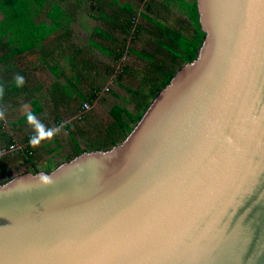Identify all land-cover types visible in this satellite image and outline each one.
Wrapping results in <instances>:
<instances>
[{
	"label": "water",
	"instance_id": "95a60500",
	"mask_svg": "<svg viewBox=\"0 0 264 264\" xmlns=\"http://www.w3.org/2000/svg\"><path fill=\"white\" fill-rule=\"evenodd\" d=\"M195 4V57L120 142L0 182V264H264V0Z\"/></svg>",
	"mask_w": 264,
	"mask_h": 264
},
{
	"label": "rangeland",
	"instance_id": "374dc122",
	"mask_svg": "<svg viewBox=\"0 0 264 264\" xmlns=\"http://www.w3.org/2000/svg\"><path fill=\"white\" fill-rule=\"evenodd\" d=\"M53 1L63 5L72 15L69 38L75 44H70L69 48L78 52L74 56L75 65L62 62L58 64L57 71L41 64L33 68L31 62L34 54L26 52L17 56L15 66L23 71L21 76L24 77V84L21 87L15 85L14 89L7 88L6 94L0 96V110L4 111L3 118H0L3 122L0 128V148L7 144L6 133L19 142H23L24 137L30 133L35 134L34 126L27 120L23 123L19 121L29 112L46 128L59 129L53 137L39 144L55 139L56 142L47 149H56L49 155H74L73 141L78 149L110 148L123 136L120 125L115 121L113 108L118 106L133 116L137 115L140 112L138 105L144 100L150 102V91L161 84L160 72L176 67L171 62V54H178L167 45L174 44L166 31L148 17L169 29L189 33L192 28L188 20V6L193 0ZM121 3L129 4L133 8V14L128 15L126 9L120 8ZM42 18L38 15L35 20L40 22ZM127 19L135 21L128 34L122 30ZM134 26H140L141 31L136 33ZM48 64L53 65V62L49 61ZM5 66L0 65V77L4 76L2 69ZM38 86L41 88L37 89ZM44 87L50 93L57 92L53 95L54 100L61 99L62 96L65 99L64 91L72 94L71 107L68 106L63 111L49 104ZM79 91L84 95L86 92L96 95L94 97L91 94V98L82 99L77 95ZM2 97H5L3 101ZM34 99L43 109L36 111ZM86 101L89 108L85 117L73 121L78 109ZM120 119L122 124L131 123L124 113L120 114ZM68 122V126H65ZM134 124L131 123L133 126ZM24 159L21 152L14 151L8 157L0 158V182L28 171ZM48 164L38 165L31 170L48 169Z\"/></svg>",
	"mask_w": 264,
	"mask_h": 264
},
{
	"label": "trees",
	"instance_id": "16d2710c",
	"mask_svg": "<svg viewBox=\"0 0 264 264\" xmlns=\"http://www.w3.org/2000/svg\"><path fill=\"white\" fill-rule=\"evenodd\" d=\"M62 1V0H61ZM32 3V4H31ZM119 7L122 9H126L128 15L133 14V8L127 3L119 4ZM45 11L44 15L41 13ZM0 65H6L3 67L4 76L0 77V87L4 88V95L6 94L5 89L15 88V82L13 77L17 74L22 75L23 71H20L16 68L15 63L17 61V56L25 54L28 52H33V50L43 44V40L49 37L51 34L55 33L60 26L64 25L68 29V25L71 22V17L64 10V6L53 0H0ZM40 15L43 18H47L50 20L49 24H46L42 21L37 22L35 18ZM130 17V16H129ZM110 19V18H109ZM149 20L154 22L160 29L166 31L171 43L167 44L178 55L171 54V62L176 67L172 68L169 71L162 70L161 74V84L157 86L155 89L150 91V96H154L159 89L164 87L171 79L176 69L180 67L184 62L191 61L197 52V49L202 40L203 32L200 30V26L198 23V13L196 9L195 0L188 6V20L190 22L192 30L190 32L183 33L181 30H173L167 28L162 23L155 21L148 17ZM135 21H131L127 19V23L124 25V33H129L131 30V26L133 27ZM135 32L139 33L141 31L140 26H134ZM65 31V30H64ZM68 31V30H67ZM65 31L64 33H67ZM164 43V42H161ZM160 43V44H161ZM93 44H96L93 42ZM163 48V47H162ZM42 50V48H40ZM166 50V49H165ZM168 52V51H167ZM136 53L140 56L142 54L140 52ZM77 55L78 52H75ZM11 60V64H10ZM13 72L12 74H8V72ZM81 98H85V96H81ZM91 98V96H87V99ZM5 97H2V101ZM149 105V101H143L138 105L140 109L137 115L133 116L126 109L120 107H114L112 112L115 117V121L120 125L121 130L123 131V136L132 129L133 125L122 124L120 119V114L124 113L129 119L131 123H136L138 119L141 117L142 113ZM36 111L41 110L39 106L35 107ZM21 123L26 121V115L19 119ZM3 126V122L0 120V128ZM68 126V125H65ZM7 144L4 147H9L15 142H19L14 140L10 135L6 133ZM33 134H29L27 137H24V141H28ZM123 137V138H124ZM115 144V143H114ZM1 147V148H4ZM37 147V146H36ZM34 146H29L25 150H15L14 152H21L22 157L25 159H31L34 155L35 148ZM0 148V149H1ZM81 150H78L76 154H78ZM9 153L0 156V158L8 157Z\"/></svg>",
	"mask_w": 264,
	"mask_h": 264
},
{
	"label": "crops",
	"instance_id": "0c3cea01",
	"mask_svg": "<svg viewBox=\"0 0 264 264\" xmlns=\"http://www.w3.org/2000/svg\"><path fill=\"white\" fill-rule=\"evenodd\" d=\"M64 10L66 11V13L71 17V13L64 7ZM45 11H43L41 13V15H44ZM42 22L49 24L50 20L47 18H42ZM71 22H72V18H71ZM70 22V23H71ZM70 24L67 26L68 29L66 28V26L62 25L59 27V29H57V31L53 34H51L49 37L45 38L43 40V44L42 46H40V48H42V50L38 47H36L33 52H30V54H34L35 57L32 59L33 62H31L32 67H36L39 64H41L42 66H48L50 68V70L53 71H57V67L58 64L65 62L66 64H68L67 62H69V64L71 65H75L74 59H75V52H73L72 50H70L69 45L70 44H75L70 38H69V33L72 31V29H69ZM67 31V33H64L65 31ZM71 52H73V54H71ZM52 61L53 65H49L48 62ZM10 64H11V60H10ZM12 74V71H11ZM41 86H38L37 89H40ZM46 89V87H44ZM56 87L54 86L53 89H55ZM64 89V87H61ZM91 91V90H90ZM93 91H95V89H93ZM98 92V91H97ZM57 92L53 91V93H50V91H48L47 89L45 90V94H46V100L48 99L49 104L55 105L57 108L62 109L63 111H65L67 109V107H71V103H72V99H71V95L72 94H68L66 91H64L66 98L63 99V96L61 97V99H57L54 100L53 99V95H55ZM94 93V92H93ZM60 94V92H59ZM92 92H86L85 95L83 94L82 91L77 92V95L79 96H91ZM96 93L92 94V96L95 97ZM44 97V96H43ZM78 97V96H77ZM83 99V98H82ZM34 103L37 104V106H39L41 109H43V107L41 105L38 104V101H36V99L33 100ZM55 108V107H52ZM54 109V110H57ZM53 110V109H50ZM128 125H131L128 124ZM122 135H123V131H122ZM124 136H122V138H120V140H117L115 142L118 143L123 139ZM55 139L52 140V142H47L45 144L39 145L35 148L34 151V155L31 159H24L25 161V165L26 167L29 168L28 171H33L31 169H33L34 167H37L38 165H46L48 164V169H43L44 171H48L50 169H52L53 167H55L56 165H58L59 163L66 161L68 159H70L71 157L75 156L78 150H85V149H78L76 142L73 141V146H74V150H75V154L74 155H63L62 157H57L56 155H49L48 153L54 151L56 148L53 147L52 149H47L49 148V146H51L52 144H54ZM114 145V144H113ZM49 151V152H48ZM50 158V159H49ZM55 159V160H53ZM48 160V163H46ZM49 160H52V162H49ZM27 168V169H28ZM35 169V168H34ZM42 170V169H40Z\"/></svg>",
	"mask_w": 264,
	"mask_h": 264
},
{
	"label": "clouds",
	"instance_id": "9594fccd",
	"mask_svg": "<svg viewBox=\"0 0 264 264\" xmlns=\"http://www.w3.org/2000/svg\"><path fill=\"white\" fill-rule=\"evenodd\" d=\"M14 82L17 87H21L24 84V77L17 74L14 77ZM3 95H4V88L0 87V96ZM3 116H4V111L0 110V118H3ZM26 120L28 123L34 126V131H35V134L31 137L29 141L31 145H39L42 140L53 137L59 131L58 128L56 129L46 128V126L42 124L40 121H38L36 116L31 112L27 113ZM37 179L39 183L42 185H49L52 183L50 176L47 175L41 174L37 177Z\"/></svg>",
	"mask_w": 264,
	"mask_h": 264
},
{
	"label": "built area",
	"instance_id": "2783aa9c",
	"mask_svg": "<svg viewBox=\"0 0 264 264\" xmlns=\"http://www.w3.org/2000/svg\"><path fill=\"white\" fill-rule=\"evenodd\" d=\"M80 108H81V109H78V112H77V114L75 115L73 121H74V120L79 121V120H82V119L85 117L86 112H87V110H88V108H89V104H88V102H87V101L84 102L83 105H81ZM67 124H69V122L66 123V125H67ZM30 139H31V138H30ZM30 139H29L28 141H24V142H15V143H13L11 146H9V147L1 148V149H0V156H2V155H4V154H7V153H10V152H13V151H15V150H25V149H27L29 146H34V147H35V145H31V144H30V142H29ZM45 140H47V139L42 140L40 143L44 142Z\"/></svg>",
	"mask_w": 264,
	"mask_h": 264
}]
</instances>
